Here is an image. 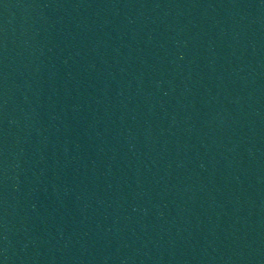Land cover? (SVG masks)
<instances>
[{
	"label": "water",
	"instance_id": "water-1",
	"mask_svg": "<svg viewBox=\"0 0 264 264\" xmlns=\"http://www.w3.org/2000/svg\"><path fill=\"white\" fill-rule=\"evenodd\" d=\"M0 264H264V0H0Z\"/></svg>",
	"mask_w": 264,
	"mask_h": 264
}]
</instances>
